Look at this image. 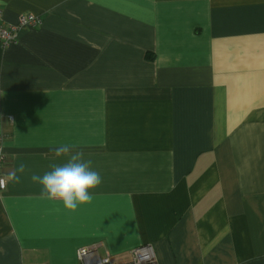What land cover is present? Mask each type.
Returning <instances> with one entry per match:
<instances>
[{
	"label": "crops",
	"instance_id": "0c3cea01",
	"mask_svg": "<svg viewBox=\"0 0 264 264\" xmlns=\"http://www.w3.org/2000/svg\"><path fill=\"white\" fill-rule=\"evenodd\" d=\"M0 264H264V0H0ZM72 144L102 183L39 199ZM30 172L8 179L19 163ZM59 209V211H57Z\"/></svg>",
	"mask_w": 264,
	"mask_h": 264
},
{
	"label": "clouds",
	"instance_id": "9594fccd",
	"mask_svg": "<svg viewBox=\"0 0 264 264\" xmlns=\"http://www.w3.org/2000/svg\"><path fill=\"white\" fill-rule=\"evenodd\" d=\"M54 153L56 157H67V161L63 164L52 163L49 165L50 171L42 176L32 173L30 179L33 183L42 185L39 199L61 200L65 209L74 212L79 205L93 200L94 195L89 189L97 188L102 183V177L92 169V161L85 160L84 152L78 150L75 145L60 144L54 148ZM30 171L28 165L21 162L8 173V179L20 183L22 176ZM2 184L3 181H0V186Z\"/></svg>",
	"mask_w": 264,
	"mask_h": 264
},
{
	"label": "built area",
	"instance_id": "2783aa9c",
	"mask_svg": "<svg viewBox=\"0 0 264 264\" xmlns=\"http://www.w3.org/2000/svg\"><path fill=\"white\" fill-rule=\"evenodd\" d=\"M43 24L41 16L27 14L20 17L16 25H7L4 21V9L0 6V44L2 47H8L17 42L18 33L24 29H37ZM6 136L0 135V181H3L0 186V192L7 189V179L2 174L3 167L7 157L5 154ZM96 248L83 247L78 251V258L82 264H112L109 257L100 258L97 255ZM131 261L126 264H159L155 250L152 245H144L137 247L131 252Z\"/></svg>",
	"mask_w": 264,
	"mask_h": 264
}]
</instances>
